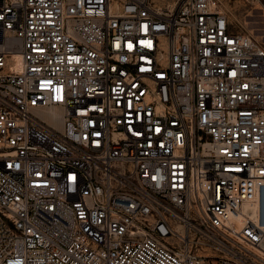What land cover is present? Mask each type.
<instances>
[{
    "label": "built area",
    "instance_id": "1",
    "mask_svg": "<svg viewBox=\"0 0 264 264\" xmlns=\"http://www.w3.org/2000/svg\"><path fill=\"white\" fill-rule=\"evenodd\" d=\"M220 0H0V264H264V44Z\"/></svg>",
    "mask_w": 264,
    "mask_h": 264
},
{
    "label": "rangeland",
    "instance_id": "2",
    "mask_svg": "<svg viewBox=\"0 0 264 264\" xmlns=\"http://www.w3.org/2000/svg\"><path fill=\"white\" fill-rule=\"evenodd\" d=\"M232 27L264 44V0H220Z\"/></svg>",
    "mask_w": 264,
    "mask_h": 264
}]
</instances>
